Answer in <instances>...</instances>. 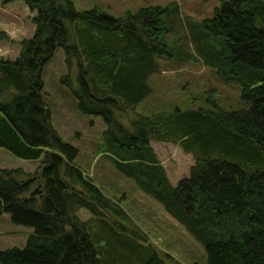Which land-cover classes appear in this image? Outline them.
<instances>
[{
  "label": "trees",
  "instance_id": "1",
  "mask_svg": "<svg viewBox=\"0 0 264 264\" xmlns=\"http://www.w3.org/2000/svg\"><path fill=\"white\" fill-rule=\"evenodd\" d=\"M22 1L34 29L19 39L16 56L0 57V146L40 162L32 170L0 166V212L32 227L24 246L0 249V263L182 264L125 236L122 225L97 232L78 216L81 207L126 214L74 162L77 148L51 122L41 70L61 46L67 71L59 80L81 112L103 118L116 167L203 245L207 264H264V0H220L194 28L190 56L239 83L247 108L175 106L134 115L128 125L115 111L147 96L155 56L172 55L168 7L115 16L96 6L78 10L73 0ZM150 139L191 153L189 172L176 184Z\"/></svg>",
  "mask_w": 264,
  "mask_h": 264
},
{
  "label": "rangeland",
  "instance_id": "2",
  "mask_svg": "<svg viewBox=\"0 0 264 264\" xmlns=\"http://www.w3.org/2000/svg\"><path fill=\"white\" fill-rule=\"evenodd\" d=\"M19 1L0 0V57L16 56L19 39L33 32L32 12ZM73 3L78 10L96 6L115 16L148 4L168 7L164 20L172 55L158 53L155 56L157 69L148 78L151 91L147 96L132 109L115 111L125 124L128 125L129 118L134 115L171 111L175 106L180 109H241L250 105L249 100L240 96L239 83L222 80L212 66L190 56L191 52H196L195 23L210 16L220 0H73ZM66 71L63 49L57 46L41 70L43 97L51 122L62 139L77 148L74 162L126 214L124 217L101 209V213L95 215L81 207L77 210L78 216L88 219L97 232L103 233L108 226L119 231L116 229L122 225L125 236L144 246L149 244L182 264H207L203 245L132 176L116 167L113 159L116 153L103 134L106 127L103 118L78 109L70 88L59 80ZM151 144L172 184L188 174L193 162L191 153L183 151L177 143L151 140ZM39 162L40 157L23 158L0 146V166L32 170ZM31 232V226L14 223L8 212H0V249L24 246Z\"/></svg>",
  "mask_w": 264,
  "mask_h": 264
},
{
  "label": "crops",
  "instance_id": "3",
  "mask_svg": "<svg viewBox=\"0 0 264 264\" xmlns=\"http://www.w3.org/2000/svg\"><path fill=\"white\" fill-rule=\"evenodd\" d=\"M16 2H20L19 0H15ZM24 3V2H23ZM25 4V3H24ZM26 5V4H25ZM151 140H154V139H150V145L153 147V145L151 144ZM155 141H159V140H155ZM166 142V141H165ZM154 148V147H153Z\"/></svg>",
  "mask_w": 264,
  "mask_h": 264
}]
</instances>
